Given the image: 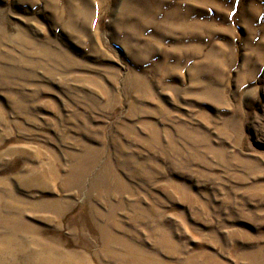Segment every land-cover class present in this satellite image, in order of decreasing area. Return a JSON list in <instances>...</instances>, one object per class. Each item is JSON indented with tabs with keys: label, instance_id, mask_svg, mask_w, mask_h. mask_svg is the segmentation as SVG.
<instances>
[{
	"label": "rangeland",
	"instance_id": "374dc122",
	"mask_svg": "<svg viewBox=\"0 0 264 264\" xmlns=\"http://www.w3.org/2000/svg\"><path fill=\"white\" fill-rule=\"evenodd\" d=\"M0 264H264V0H0Z\"/></svg>",
	"mask_w": 264,
	"mask_h": 264
}]
</instances>
